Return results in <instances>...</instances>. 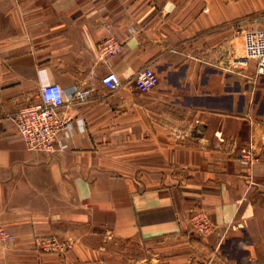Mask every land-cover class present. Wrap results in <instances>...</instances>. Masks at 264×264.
I'll use <instances>...</instances> for the list:
<instances>
[{"label": "crops", "instance_id": "1", "mask_svg": "<svg viewBox=\"0 0 264 264\" xmlns=\"http://www.w3.org/2000/svg\"><path fill=\"white\" fill-rule=\"evenodd\" d=\"M263 27L264 0H0V264H264V76L228 58ZM145 66L158 82L140 92ZM41 78L62 87L72 126L49 154L12 119Z\"/></svg>", "mask_w": 264, "mask_h": 264}, {"label": "built area", "instance_id": "2", "mask_svg": "<svg viewBox=\"0 0 264 264\" xmlns=\"http://www.w3.org/2000/svg\"><path fill=\"white\" fill-rule=\"evenodd\" d=\"M99 51L104 57L111 58L121 51V43L113 37L104 38L99 43ZM228 58L229 64L234 68L253 62L255 73L264 76V27L242 30L241 53L232 50ZM132 81L138 91L145 92L157 84L158 76L152 67L145 66L135 74ZM100 82L112 92L122 85L120 77L113 71L103 73ZM87 93L86 90H77L75 97L77 100H83ZM64 103L62 87L47 78H41L38 99L19 107L12 114L17 134L29 150L49 154L70 148L72 126L64 116ZM238 159L244 165H251L256 157L249 150H242ZM192 222L200 232L207 231L211 226L209 217L204 212L194 214ZM11 239L12 235L0 225V240ZM69 247L68 242H60L54 238L44 242V248L49 251L64 252ZM189 264L210 263L192 261Z\"/></svg>", "mask_w": 264, "mask_h": 264}, {"label": "rangeland", "instance_id": "3", "mask_svg": "<svg viewBox=\"0 0 264 264\" xmlns=\"http://www.w3.org/2000/svg\"><path fill=\"white\" fill-rule=\"evenodd\" d=\"M123 248L126 250V254L128 255V257H130V260H132L133 258L138 259L141 255H143V249H141L140 247L134 246V245H122Z\"/></svg>", "mask_w": 264, "mask_h": 264}]
</instances>
